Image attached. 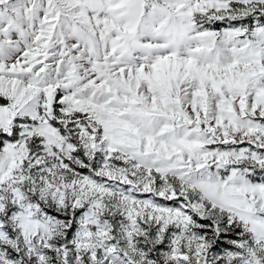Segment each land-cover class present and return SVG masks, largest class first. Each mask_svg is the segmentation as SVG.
Returning a JSON list of instances; mask_svg holds the SVG:
<instances>
[{
  "label": "snow or ice",
  "instance_id": "6c2138e0",
  "mask_svg": "<svg viewBox=\"0 0 264 264\" xmlns=\"http://www.w3.org/2000/svg\"><path fill=\"white\" fill-rule=\"evenodd\" d=\"M0 264H264V0H0Z\"/></svg>",
  "mask_w": 264,
  "mask_h": 264
}]
</instances>
